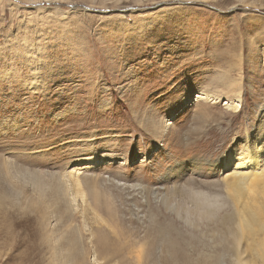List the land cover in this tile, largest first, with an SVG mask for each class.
<instances>
[{
	"label": "rangeland",
	"instance_id": "obj_1",
	"mask_svg": "<svg viewBox=\"0 0 264 264\" xmlns=\"http://www.w3.org/2000/svg\"><path fill=\"white\" fill-rule=\"evenodd\" d=\"M262 117L264 0H0V264H208L217 243L213 264L248 261L204 213L198 255L147 229L184 226L174 184L229 212L220 162ZM102 228L131 244L111 262Z\"/></svg>",
	"mask_w": 264,
	"mask_h": 264
},
{
	"label": "bare ground",
	"instance_id": "obj_2",
	"mask_svg": "<svg viewBox=\"0 0 264 264\" xmlns=\"http://www.w3.org/2000/svg\"><path fill=\"white\" fill-rule=\"evenodd\" d=\"M198 99H208V96L201 92L196 100ZM229 108L238 111L239 103L232 102L229 104ZM261 122L262 125L258 126L251 135L246 137V140L243 143L244 149L242 151L235 150L233 154L227 155L220 162L223 175L221 183L222 187L220 189L226 193L230 200L229 212L218 217L217 209H215L216 207L210 202L209 196H203L201 193H196L191 189H187L183 185L174 184L169 186L166 188V201H170V205L171 203H175L178 211L183 208L186 213L185 218L183 219L179 216V219L183 220L181 223H183L184 226L177 224L173 219L168 223L164 222V220H160L156 225L150 226L147 229V233L151 234L153 239L152 242L155 245L160 244V247L162 244L164 249L168 251L169 255L172 253L171 256L173 257L180 254L181 252L179 250L185 246L192 248L190 250L191 254L188 253V256H192V254L198 255L197 248L201 240L197 239L192 233H190L191 229H195V227L189 220V215L204 213L207 217L212 218L213 225H218L224 229L230 230L233 239L226 238L225 242L238 261L243 262L242 255L246 253L248 261H244L242 264H247L248 262H251L250 264H264L263 117ZM89 167L92 166L90 165ZM76 173L77 170L74 174L76 175ZM75 182L76 184L81 185L79 177L76 178ZM200 185L206 184L200 183ZM213 186L216 187V185ZM210 188H212V186ZM185 202L189 207L186 210L179 205L181 203L185 204ZM178 213H180V211ZM163 218L165 219L167 217L163 216ZM115 233L120 239L123 238L119 232ZM123 233L126 234L125 236H128L127 232ZM93 235L94 239L92 242L95 244L99 254L104 255L110 262L121 254L122 249H120L121 247H118L120 243L131 245L124 241H119L120 243L114 245L113 241H110L109 235L103 228L99 229L96 233H93ZM215 245H217L215 246V249L214 246H212V248L214 249L213 252L216 254L201 253L198 255V258L203 262L205 261L209 262L208 264H213L214 260L218 258L217 248H219L221 244L217 243ZM243 247H245L244 251L242 250ZM167 256V254H164V259H167ZM137 258L139 259L142 257L137 255Z\"/></svg>",
	"mask_w": 264,
	"mask_h": 264
}]
</instances>
